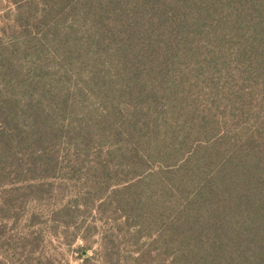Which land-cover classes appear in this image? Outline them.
I'll return each instance as SVG.
<instances>
[{"label":"trees","instance_id":"1","mask_svg":"<svg viewBox=\"0 0 264 264\" xmlns=\"http://www.w3.org/2000/svg\"><path fill=\"white\" fill-rule=\"evenodd\" d=\"M8 1L0 179L52 175L60 153L73 171L112 144L95 153L91 184L105 190L115 168L136 176L98 205L148 232L134 263L264 264V0ZM49 64L100 112L70 118L68 95L42 88ZM103 246L104 264H119Z\"/></svg>","mask_w":264,"mask_h":264},{"label":"rangeland","instance_id":"2","mask_svg":"<svg viewBox=\"0 0 264 264\" xmlns=\"http://www.w3.org/2000/svg\"><path fill=\"white\" fill-rule=\"evenodd\" d=\"M14 17V5L0 0L3 46L14 42V38L1 31L3 24L13 23ZM29 60L23 59V72H28L29 81L36 82V71H39L31 68ZM44 71L42 82L46 85L42 88L68 95L72 104L70 118L74 121L100 112L97 96L81 87L73 75L63 76L54 64H49ZM62 122L66 124L67 117ZM109 147L114 146L92 147L86 154L79 155L80 165L73 171L65 167L66 159L60 153L63 167L52 175L37 176V180L31 175L9 173L0 179L1 264H81L80 255L88 256L92 264H104L103 241L119 257V264H140L134 263L132 257L151 249L148 232H137V227L125 219L115 202L98 206L99 199L108 198L111 191L121 189L136 176L115 168L118 173L108 177V188L95 192L91 184L95 153L103 156ZM137 174V177L143 176L140 171ZM37 185L41 186L40 190ZM5 209L7 211H3Z\"/></svg>","mask_w":264,"mask_h":264}]
</instances>
